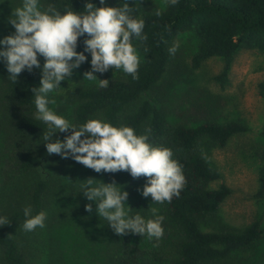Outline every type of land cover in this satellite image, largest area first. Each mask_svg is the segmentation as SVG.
Returning a JSON list of instances; mask_svg holds the SVG:
<instances>
[{
    "label": "trees",
    "instance_id": "16d2710c",
    "mask_svg": "<svg viewBox=\"0 0 264 264\" xmlns=\"http://www.w3.org/2000/svg\"><path fill=\"white\" fill-rule=\"evenodd\" d=\"M0 2L2 39L15 31L9 17L21 0ZM86 2L101 6L99 0H41L44 8L52 4L61 11L81 12ZM106 2L123 6L124 0ZM129 3L132 15L144 20L147 35L146 40L133 42L140 58L138 78L110 68L96 73L99 79L110 81L108 88H99L98 81L83 78L91 70L90 63L84 62L74 71L73 87L66 85V98L72 104L70 121L80 125L100 118L114 126H130L137 134L150 129L149 143L171 148L173 159L182 165L184 188L170 203L151 204V196L141 194L143 176L133 178L127 171L97 173L71 158L47 155L40 143L47 126L36 118L31 93L38 87L39 71L22 72L15 84L7 79L9 74L0 62V215L10 222L0 227V264H245L238 254L262 237L261 217L241 228L218 223L231 188L220 181L221 173L210 161L209 151L225 146L246 125L215 116L175 119L146 95L177 87L178 83L170 81L175 76L184 85L181 69L193 72L210 57L223 60L212 79L225 88L232 61L241 51L255 50L264 56V0H179L176 5L164 0L162 6L146 10L137 0ZM84 39H78V52L84 50ZM173 45H178L174 55L169 53ZM85 54L90 60V54ZM183 57L188 61L180 66ZM257 89L264 96V80L257 83ZM67 134L57 136L63 139ZM260 135L258 197L264 196V121ZM88 178L122 185L133 213L148 217V208H158L164 216L163 237L157 242L132 233L116 235L98 218L95 204L91 213L85 210L91 202L78 193ZM27 206L34 214L46 211L44 228L23 230Z\"/></svg>",
    "mask_w": 264,
    "mask_h": 264
},
{
    "label": "clouds",
    "instance_id": "9594fccd",
    "mask_svg": "<svg viewBox=\"0 0 264 264\" xmlns=\"http://www.w3.org/2000/svg\"><path fill=\"white\" fill-rule=\"evenodd\" d=\"M99 3L101 6L97 7L86 2L85 11L81 12L61 11L52 4L44 8L41 0H21L9 17L14 33L0 39V62L9 74L7 79L15 84L22 72L31 73L34 68L39 71L38 87L34 86L31 93L36 118L47 126L40 142L47 155L71 158L97 173L127 171L133 178L143 176L146 182L142 196H151V204L170 203L174 196H180L186 183L183 167L173 159L171 148L149 143L150 129L137 134L130 126H114L100 118L77 125L49 107L56 103L53 94L64 88L61 82L71 80L84 62L90 63L91 70L83 78L98 81L99 88H108L110 81L99 79L96 73H106L110 68L138 78L140 58L133 42L147 39L144 20L132 15L129 0L114 7L106 0ZM166 3L176 5L179 0ZM80 37H85L84 50L78 52ZM177 47L173 45L169 53L174 55ZM85 53L90 54V60ZM57 133L69 134L60 139ZM121 186L114 181L88 178L79 185L78 194L91 202L85 210L91 213L95 204L98 218L106 221L116 235L132 233L158 242L164 235V216L155 207L148 208V217L133 213L127 203L129 194ZM23 216L24 231L45 227L46 211L34 214L33 208L27 206ZM9 223L6 216L0 215V227Z\"/></svg>",
    "mask_w": 264,
    "mask_h": 264
},
{
    "label": "rangeland",
    "instance_id": "374dc122",
    "mask_svg": "<svg viewBox=\"0 0 264 264\" xmlns=\"http://www.w3.org/2000/svg\"><path fill=\"white\" fill-rule=\"evenodd\" d=\"M137 1L144 10L164 3V0ZM181 59L180 66L188 61V57ZM222 66V58L210 57L193 72L188 68L181 69L184 85L181 78L175 76L170 81L178 83L177 87L168 92L151 90L146 96L160 102L175 119L215 116L220 120L237 119L246 125V130L232 135L225 146L213 147L209 159L220 171V181L231 188L221 205L218 223L241 228L261 217V239L238 256L245 264H264V196L256 195L261 163L258 152L263 145L260 128L264 121V96L258 93L257 83L264 80V56L255 50L241 51L232 61L229 84L225 88H220L212 79ZM70 79L61 82L64 88L53 94L56 103L49 105L69 120L72 104L66 98V85L73 87L74 82L72 77ZM64 255L70 258L68 252Z\"/></svg>",
    "mask_w": 264,
    "mask_h": 264
}]
</instances>
